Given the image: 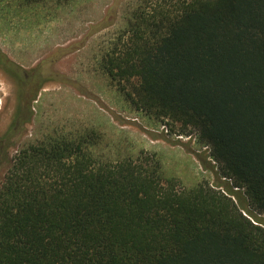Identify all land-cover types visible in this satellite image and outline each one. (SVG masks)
I'll return each mask as SVG.
<instances>
[{"label":"trees","instance_id":"obj_1","mask_svg":"<svg viewBox=\"0 0 264 264\" xmlns=\"http://www.w3.org/2000/svg\"><path fill=\"white\" fill-rule=\"evenodd\" d=\"M134 19L103 70L237 190L182 188L145 151L109 159L94 132L48 137L0 183V264H264V0H148Z\"/></svg>","mask_w":264,"mask_h":264},{"label":"rangeland","instance_id":"obj_2","mask_svg":"<svg viewBox=\"0 0 264 264\" xmlns=\"http://www.w3.org/2000/svg\"><path fill=\"white\" fill-rule=\"evenodd\" d=\"M147 1L0 0V49L27 67L25 73L37 72L33 77L41 86L27 112L15 114L16 86L0 66V183L10 161L29 145L94 132L99 143L93 151L109 159L145 151L155 154L163 176L177 179L182 188L208 182L237 190L220 177L208 147L194 135L137 112L103 70L104 55ZM240 208L250 211L246 205ZM251 217L264 224V213Z\"/></svg>","mask_w":264,"mask_h":264},{"label":"flooded vegetation","instance_id":"obj_3","mask_svg":"<svg viewBox=\"0 0 264 264\" xmlns=\"http://www.w3.org/2000/svg\"><path fill=\"white\" fill-rule=\"evenodd\" d=\"M24 67L17 63L12 62L11 67H1L3 71H7L8 75L12 77V81L16 86L15 95L17 99L16 113H26L32 103L40 97L41 86L35 82L34 75L37 72L25 73ZM51 80L47 78L46 81ZM35 97V98H34ZM7 139V138H5Z\"/></svg>","mask_w":264,"mask_h":264}]
</instances>
